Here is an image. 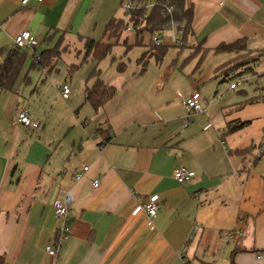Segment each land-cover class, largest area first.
<instances>
[{
    "label": "crops",
    "instance_id": "crops-1",
    "mask_svg": "<svg viewBox=\"0 0 264 264\" xmlns=\"http://www.w3.org/2000/svg\"><path fill=\"white\" fill-rule=\"evenodd\" d=\"M109 2L0 0V47H13L25 30L39 41V51L53 48L62 35V46L75 38L83 45L87 38L113 41L105 27L117 16L99 13ZM185 7L193 11L187 47L206 50L202 67L208 84L192 85L206 110L184 129V99L191 93L177 103L168 96L165 104L122 83L95 109L86 101L89 77L81 98L72 89L64 98L43 79L51 71L31 69L30 59L14 90L1 93L3 264H264L259 257L264 253V86L231 89L208 82L221 78L231 84L246 74L247 83L257 80L264 56L241 66L235 65L236 53L214 48L245 39L248 50H264V0H185ZM126 35L136 42L137 36ZM211 56L215 61L206 69ZM57 61L52 58L51 67ZM226 63L231 68L222 70ZM102 79L113 86L119 80ZM22 109L40 121L38 128L18 122ZM234 121L249 123L230 132ZM85 166L89 171L76 181ZM181 166L192 175L182 184L173 178ZM68 191L74 197L70 232L61 239L54 203ZM152 194L160 196L158 215L135 214ZM60 239L55 257L46 248Z\"/></svg>",
    "mask_w": 264,
    "mask_h": 264
},
{
    "label": "rangeland",
    "instance_id": "rangeland-1",
    "mask_svg": "<svg viewBox=\"0 0 264 264\" xmlns=\"http://www.w3.org/2000/svg\"><path fill=\"white\" fill-rule=\"evenodd\" d=\"M121 2V0H110L107 7L104 5L100 8V15L107 16L108 13L112 11L118 19H126V14L121 7ZM126 34L127 33L124 31L121 37L117 38L118 40L114 38L113 41H110V43H112V50L100 61L92 56L85 60L84 45L80 44L75 38L71 41V44L68 45L69 47L66 45L60 48L57 54L59 57L58 61L52 64V67L45 69L51 72L48 75L45 73L43 79H48L50 86L53 87L55 92L57 91V85H62L64 82L68 83L72 89V94L78 99L81 98L80 95L81 92H83L82 89L84 88L85 81L92 71L96 69L100 71L101 77L108 82L112 83V81H117L119 78L116 82L117 84H115L116 89H119L122 83H126L127 87H125V89H129L130 87L135 90L138 89L140 92L145 93L146 98L150 101L164 100L165 104L168 96H170L171 103H177L185 93H192L193 84L196 87L198 84L201 87L208 84L203 80L204 73L202 63L199 69L196 68L199 56H194V51L199 52V48L194 50L190 47L184 49L168 47L164 55L160 58L150 53L143 58L145 51L151 48L147 47V41L139 42L141 40L137 37L136 42L133 41L134 43H130V40H128L129 36ZM97 36L100 38L102 36L101 32L100 34L98 33ZM248 57L250 56H247V58ZM140 60L144 62L138 63ZM213 61H215V58L212 56L207 58L205 62L206 69L210 68L209 66L212 65ZM144 63H146V65H144ZM119 65H121L122 68L124 67L125 70L123 72V69L119 67ZM143 67L146 68L144 72H142ZM241 68L243 70L248 69L245 67ZM263 69L264 62L262 61L256 68L257 73L260 74L256 75L257 80H253V83H251L252 80L248 83L245 81L244 85L240 88L252 87L254 84L256 87L264 86ZM118 70H120L121 73ZM244 79H247V74ZM210 80H218V83L229 88V80L223 81L221 78H214L212 80V78H210L208 82ZM52 98L53 100L55 99L54 97ZM194 115L190 117V122Z\"/></svg>",
    "mask_w": 264,
    "mask_h": 264
},
{
    "label": "built area",
    "instance_id": "built-area-1",
    "mask_svg": "<svg viewBox=\"0 0 264 264\" xmlns=\"http://www.w3.org/2000/svg\"><path fill=\"white\" fill-rule=\"evenodd\" d=\"M30 1L42 3L45 0H21V4L26 5ZM121 7L126 14V19L129 20L125 33L137 36L141 42L146 40L148 46L181 48L185 45L186 32L185 24L181 21L182 12L177 9L172 0H122ZM157 12L165 21L159 28L155 29L154 17L157 15ZM38 45L39 41L28 30L22 31L13 40V46L23 50H31ZM244 82V78H237L230 84V88L236 89L243 85ZM57 89L58 94L62 97H69L71 92L69 85H58ZM184 104L186 116L182 129L190 125V117L192 115L206 110L205 102L198 90L188 95L184 99ZM17 120L25 127L38 128L40 125V121L34 118L26 109H22L18 112ZM89 169L88 166H85L82 172H78L75 175L76 181H81ZM173 178L182 184L190 181L192 175L186 167L181 166L174 170ZM99 183V180H95L94 186L98 187ZM73 200V193L68 191L64 199L57 200L54 203L55 216L61 222V227L59 229L61 231V239L65 238L70 232L69 205ZM159 201V194H152L148 196L143 204L137 206L134 213L138 214L143 212L148 218L153 219L158 215ZM198 229V224H196L194 231ZM239 234H242V232L240 231ZM227 236L230 238L233 236V233H228ZM190 238H192V235ZM61 239L55 245L47 246L46 250L49 254L55 257L58 256L61 248ZM259 257L264 259V253L260 254Z\"/></svg>",
    "mask_w": 264,
    "mask_h": 264
},
{
    "label": "trees",
    "instance_id": "trees-1",
    "mask_svg": "<svg viewBox=\"0 0 264 264\" xmlns=\"http://www.w3.org/2000/svg\"><path fill=\"white\" fill-rule=\"evenodd\" d=\"M176 5L177 9L182 12L181 21L185 24V45L180 49L187 47L188 40L192 35V18L193 11L192 9H187L185 7V0H172ZM139 21V18H138ZM155 29L159 28L165 21L160 15H155ZM129 20L127 19H118L111 18L105 27V33H109L111 38H119L126 30ZM141 23V22H140ZM56 34V33H55ZM47 36L44 40H52L54 35ZM63 35L60 36L56 45L53 48L44 49L39 51L38 46L32 48L31 50H23L17 47H0V95L3 92L13 91L19 77L22 74L23 68L28 59H30L31 69L44 70L51 67L52 58L58 57L60 48L63 47ZM141 42V41H139ZM137 42V43H139ZM200 49V47H197ZM195 48L194 50H196ZM84 49L85 56L84 59L87 60L91 56L100 61L104 56H106L112 50V43H104L100 40L93 38L84 39ZM168 47H156L151 46L147 51H145L143 58L147 54L155 55L157 58H160L164 55ZM157 50V51H156ZM156 51V52H155ZM206 50L195 52L194 56H199L198 66L200 67L202 61L205 57ZM214 51L217 53L220 52H234L237 54V57L234 59L237 60L235 65H248L252 62H258L264 56V50L252 52L247 49V43L245 39H239L232 43H221ZM256 53V54H253ZM252 55V56H251ZM247 56H250L247 58ZM233 59V60H234ZM249 59V60H246ZM233 65V66H235ZM145 68V67H144ZM231 68V65L226 63L222 70H228ZM249 69V68H248ZM89 84L86 85V101L89 102L95 109L103 107L107 102H109L116 94L117 89L115 86L106 83L100 75V71L94 69L87 80ZM249 121H234L229 124V131L234 132L238 129L245 127ZM0 264H3L2 257L0 256Z\"/></svg>",
    "mask_w": 264,
    "mask_h": 264
}]
</instances>
